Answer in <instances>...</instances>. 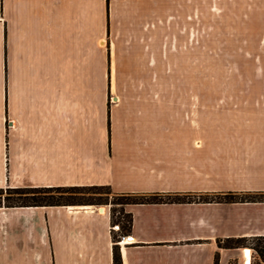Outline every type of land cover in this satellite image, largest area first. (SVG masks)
Returning a JSON list of instances; mask_svg holds the SVG:
<instances>
[{"label": "crops", "instance_id": "crops-1", "mask_svg": "<svg viewBox=\"0 0 264 264\" xmlns=\"http://www.w3.org/2000/svg\"><path fill=\"white\" fill-rule=\"evenodd\" d=\"M226 1L0 0V187L264 193V94L238 98L234 129L204 131L195 129L189 100L147 93L109 98L123 85L132 92L157 90L135 81L140 76L190 74L183 53L195 48L196 11L218 3L224 27ZM237 7L247 16L236 17L251 24L235 26L229 41L264 44V0ZM204 36L208 42L218 35ZM251 61L263 69L252 73H264V57ZM251 86L264 91V84ZM118 207L131 215L123 232L133 243L115 242L107 207L2 206L0 217L10 214L17 226L21 214L29 215L30 245L27 258L16 248L0 264H113L115 248L122 264H214L216 254L218 264H247L251 249L219 247L217 240L264 235V200ZM12 242H2L8 253Z\"/></svg>", "mask_w": 264, "mask_h": 264}, {"label": "rangeland", "instance_id": "rangeland-1", "mask_svg": "<svg viewBox=\"0 0 264 264\" xmlns=\"http://www.w3.org/2000/svg\"><path fill=\"white\" fill-rule=\"evenodd\" d=\"M219 1L221 0H196V2L205 5ZM253 1L255 0H227L226 2L229 3L228 10L221 13L224 17L227 15V18L223 21L224 27L220 26L222 22L219 19L218 3L217 7L215 8L214 6L211 11L197 10L194 30L195 48L183 53L189 57V61L185 64V70H189L190 74L176 73L140 76L135 81L156 84L153 88H157V90L132 92L126 90V86L123 85L122 88H125V90L109 92L110 100L116 94L125 96L129 93H147L150 96L154 95V97H161L164 100L184 99L187 100L186 103L189 100L193 102L195 108V129L197 131L233 128L235 117L232 115L237 108L238 102L236 101L238 98L239 100L245 99L247 101L253 99V94H264L262 90H251L257 88L252 87L251 84H264V73H252L253 70L262 71L263 69H253L251 61L252 55L264 57V44H245L229 41L236 38L234 34L235 26L240 23L244 29H249L247 22H251L243 20L242 17H236L238 16L237 14L245 16L246 13L244 11H236L235 8H238V5L242 8L244 6L248 7ZM200 15L204 16L205 19H201ZM210 33L218 36L212 37L211 41L208 42L202 41L205 37L204 35ZM219 39H224V42L213 41ZM122 82H127V80ZM148 88L151 89L150 86ZM254 98L257 99V96ZM225 105L226 107H223ZM221 110H226L228 113H220ZM111 200L112 198L109 197L107 203L97 206L107 207L109 210L110 208H120L113 205ZM1 216L0 248L3 249V252L0 250V260L10 258L12 253H15L16 248H19L20 251L19 258H27V246L30 243H28L25 233L27 231L25 222L28 221L29 215L27 213L21 214L24 219L20 221L18 226L11 222L10 214L1 213ZM9 237L13 240L10 245L14 249L10 253L4 250V246L7 247L8 244L2 243Z\"/></svg>", "mask_w": 264, "mask_h": 264}, {"label": "trees", "instance_id": "trees-1", "mask_svg": "<svg viewBox=\"0 0 264 264\" xmlns=\"http://www.w3.org/2000/svg\"><path fill=\"white\" fill-rule=\"evenodd\" d=\"M105 195V196H104ZM111 203L121 206L127 203H159L165 201L235 202L264 200V193H214V194H116L109 185L67 186H18L0 187V207L49 206V205H99ZM112 223L120 222L122 231H128L131 215L123 209L110 208ZM115 240V236L113 235ZM219 247H247L252 250L247 264H264V235L219 238ZM113 264H122L118 249H114ZM214 264H218L216 254Z\"/></svg>", "mask_w": 264, "mask_h": 264}, {"label": "built area", "instance_id": "built-area-1", "mask_svg": "<svg viewBox=\"0 0 264 264\" xmlns=\"http://www.w3.org/2000/svg\"><path fill=\"white\" fill-rule=\"evenodd\" d=\"M101 207L103 208V206ZM110 229L111 231L115 232V242L118 244H130L135 241L134 236L132 234L124 233L122 231V227L119 222L112 223Z\"/></svg>", "mask_w": 264, "mask_h": 264}, {"label": "water", "instance_id": "water-1", "mask_svg": "<svg viewBox=\"0 0 264 264\" xmlns=\"http://www.w3.org/2000/svg\"><path fill=\"white\" fill-rule=\"evenodd\" d=\"M99 209L102 210L103 208L100 206Z\"/></svg>", "mask_w": 264, "mask_h": 264}, {"label": "bare ground", "instance_id": "bare-ground-1", "mask_svg": "<svg viewBox=\"0 0 264 264\" xmlns=\"http://www.w3.org/2000/svg\"><path fill=\"white\" fill-rule=\"evenodd\" d=\"M102 43V42H101Z\"/></svg>", "mask_w": 264, "mask_h": 264}]
</instances>
